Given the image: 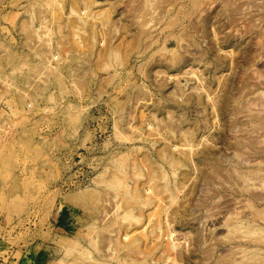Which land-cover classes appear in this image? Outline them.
I'll return each mask as SVG.
<instances>
[{"label": "rangeland", "instance_id": "1", "mask_svg": "<svg viewBox=\"0 0 264 264\" xmlns=\"http://www.w3.org/2000/svg\"><path fill=\"white\" fill-rule=\"evenodd\" d=\"M0 264H264V0H0Z\"/></svg>", "mask_w": 264, "mask_h": 264}]
</instances>
